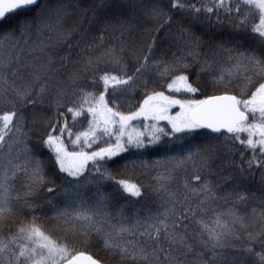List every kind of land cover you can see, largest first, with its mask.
<instances>
[{"label": "snow or ice", "instance_id": "snow-or-ice-1", "mask_svg": "<svg viewBox=\"0 0 264 264\" xmlns=\"http://www.w3.org/2000/svg\"><path fill=\"white\" fill-rule=\"evenodd\" d=\"M0 264H264V0H0Z\"/></svg>", "mask_w": 264, "mask_h": 264}, {"label": "trees", "instance_id": "trees-1", "mask_svg": "<svg viewBox=\"0 0 264 264\" xmlns=\"http://www.w3.org/2000/svg\"><path fill=\"white\" fill-rule=\"evenodd\" d=\"M258 22V21H257ZM138 157H129L127 163H128V167L127 170L123 172V175L125 177H127L128 179L132 180V181H139V182H143V183H150L152 182V174H145L140 167L138 166ZM131 160H137V166H133V164L130 162ZM126 161H121L120 165H118L117 167H122V165L125 163ZM89 195H91V193H89ZM37 216L40 217V222L49 230H53L52 228V222L49 221V219L45 216H43L40 213H36ZM49 215H51V213H49Z\"/></svg>", "mask_w": 264, "mask_h": 264}]
</instances>
